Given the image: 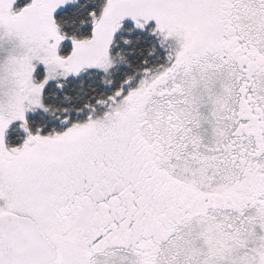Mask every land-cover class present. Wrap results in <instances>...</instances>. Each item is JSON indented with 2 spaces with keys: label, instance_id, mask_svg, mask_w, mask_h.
<instances>
[{
  "label": "snow or ice",
  "instance_id": "1",
  "mask_svg": "<svg viewBox=\"0 0 264 264\" xmlns=\"http://www.w3.org/2000/svg\"><path fill=\"white\" fill-rule=\"evenodd\" d=\"M0 264H264V0H0Z\"/></svg>",
  "mask_w": 264,
  "mask_h": 264
}]
</instances>
